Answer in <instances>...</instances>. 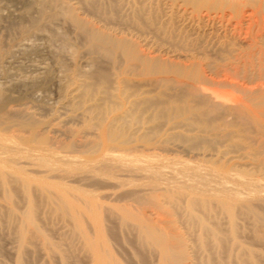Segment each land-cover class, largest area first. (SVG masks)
Listing matches in <instances>:
<instances>
[{
	"label": "bare ground",
	"instance_id": "bare-ground-1",
	"mask_svg": "<svg viewBox=\"0 0 264 264\" xmlns=\"http://www.w3.org/2000/svg\"><path fill=\"white\" fill-rule=\"evenodd\" d=\"M3 9L0 28L19 37L1 31L2 78L39 34L58 43L60 70L13 86L33 108L0 81V233L15 264H264V0ZM52 86L62 127L39 101ZM10 156L43 165L28 173Z\"/></svg>",
	"mask_w": 264,
	"mask_h": 264
},
{
	"label": "rangeland",
	"instance_id": "rangeland-1",
	"mask_svg": "<svg viewBox=\"0 0 264 264\" xmlns=\"http://www.w3.org/2000/svg\"><path fill=\"white\" fill-rule=\"evenodd\" d=\"M0 1L2 3V4L0 3V5L2 6V8H4L3 9L4 12H6V13L9 12L14 18H17V17L21 18V15L27 9L28 3H29V0H0ZM20 18L18 20H20ZM15 24H17V23H15ZM15 24L13 23L14 27L16 26ZM5 25H7V24H5ZM1 31L5 32L3 27L0 28V35H1ZM245 31L246 30L243 31L244 34L242 33V38L248 37V35H245L246 34ZM14 32L13 31H12V33L11 32L9 33L8 31L5 32L4 33L5 39L6 40H14L17 37L16 36L17 34L15 35V33L17 31L15 33ZM40 36L41 35L39 34V36H37L39 38H37V37L32 38V43L35 45L34 46L31 44L33 46V48H32L33 50L30 49L27 52H25V51H23L22 47H16L14 49L15 54H16L15 59L8 66V68L4 71L6 73L5 79H4V77L2 78L4 73L2 76L0 75V79L2 78L0 81L1 82L6 81V82L10 83L8 85L10 87L12 86V88H13V96H14L13 106H16V107L27 106V107H32V108L34 106H36V103H34V104L29 103V101H30L29 99L25 100V99L21 98L22 93L20 92V90L22 91V89L21 88L18 89L19 86H17V88L13 87L14 85H19V83H20L19 80L21 79L20 78L21 76H30V75L36 74V73H38V68L47 67L48 65L50 67H52V69L54 68V70H56L55 71L56 76H58L60 73V70H58V67L56 66V63H55V59L52 55V51L56 50L58 43L53 42L54 44H52V42H49L50 40L47 39L48 38L47 34H43L41 37ZM26 43L28 46H31V45H29V42H26ZM55 43H57V44L55 45ZM36 45H37V48H36ZM66 54L64 53V56H65L64 59L66 61L69 60L68 62L70 63L71 59H72V54L68 53L71 56L69 59L67 58L69 55L67 54L68 56L66 57ZM80 57H82V58H80ZM86 58L87 57L82 52V53H80V56L77 58L78 59L77 61L79 64L84 65L86 63ZM79 59H80V61H79ZM35 67H37V68H35ZM52 88H54V89H52ZM55 88H56V86H52L51 90L49 89L50 91H40L41 94H40V92H38V96L40 99L39 101L42 100L41 103L46 104L48 107H54V106L58 107L59 113L57 115L58 117L56 116L57 117L56 119L58 120V118H60V120H58V121L56 120V122H54V123L56 126L62 127V125L64 123L62 122L61 119H63V121H66L67 119L65 120V118L63 116H65V115L67 116V113H66V110H64L58 104L59 96L57 94L58 93L57 88L56 89ZM20 93H21V96H20ZM40 95L42 98H40ZM61 110L63 111V113ZM60 112L62 113V116H61ZM48 117H50V115H48ZM59 122H62V124L58 125V124H60ZM2 151H4V150L0 148V152H2ZM8 160L10 162L12 161L13 164L15 166H17L19 169L24 170L28 173H32L31 172L32 170L37 169V168L39 169L40 167H38V166L43 165L42 161H40V160H33L32 163H30V165H27V164H25V162L23 160L15 158L14 156H10L8 158ZM34 165H37V166H34ZM44 175H46V174H44ZM160 216H162L163 218H168V216L163 214V213H160ZM59 228H60V224H58V222H56V221L53 223V225L47 226V229H59ZM49 234L51 235V237L54 241H56V242L60 241V236L56 231L55 232H53V231L49 232ZM16 245H17V243L15 242V240L12 237L5 235L3 232L0 233V248H1L0 260L3 264H15V256L13 255V251H15ZM117 249L119 250L118 247H117ZM121 249H123V248L121 247ZM126 254L127 253L122 251V250H120L118 253V255H120V258H122V259L127 257ZM31 264H58V262L56 260H50V262H49L47 259H44V258L39 259L38 258V260H36L35 262H32Z\"/></svg>",
	"mask_w": 264,
	"mask_h": 264
}]
</instances>
